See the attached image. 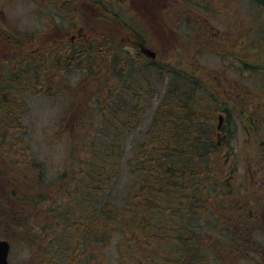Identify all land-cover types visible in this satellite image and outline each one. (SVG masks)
Instances as JSON below:
<instances>
[{"label":"trees","instance_id":"obj_1","mask_svg":"<svg viewBox=\"0 0 264 264\" xmlns=\"http://www.w3.org/2000/svg\"><path fill=\"white\" fill-rule=\"evenodd\" d=\"M248 1L264 10V0ZM90 35L94 36L92 32ZM16 40L17 50L23 49L25 44L30 46L29 39L24 40V45L18 36ZM97 40L93 38L87 47L72 49L71 58L67 54L55 59L38 54L30 59H18L15 66L7 67L6 71L1 68L0 209L6 210L5 215L0 214V219H7L18 242L24 243L30 251L44 244L42 257L50 264H110L107 252L113 242L116 264L237 263H227L220 253L223 245L233 246L237 242L238 234L232 232L233 226L227 229L228 225L224 224L225 244H213L208 242L212 238L205 230L208 223L203 228L200 225L199 217L206 208L201 198L204 184L199 167L203 158L214 151L215 142L209 137L211 119L199 115L207 111L213 101L211 95L203 104L196 100V91L201 86H195L198 82L191 85L192 76H170L167 100L158 106L146 135L148 139L138 147L134 170L143 175V186L139 188L135 184L120 208L107 201L100 203L107 185L116 178L124 137L131 132L134 112L146 93L141 76H120L119 71L114 77L115 83L108 85L104 96H99V77L107 76L111 68L119 65L122 53L120 48L113 47L109 54L106 42ZM157 60L166 64L164 58ZM145 67L151 68L148 63ZM71 68L87 70V81L94 92L87 99L90 109L86 113H94L90 119L97 118L101 127L92 138L84 136L79 140L77 147L83 156L75 159L71 170L59 175L51 184L39 164L29 160L26 153L18 154L20 139H13L14 134L8 127L23 132L11 121L22 115L25 98L41 96L48 85L51 92L47 96L54 97L57 87L66 88L65 79L58 76ZM52 80L57 82L56 86ZM208 89L211 88H205ZM3 148L9 149L12 156L15 154L11 160L6 157L8 152L1 153ZM141 156L143 160L139 159ZM79 164L69 178L68 173ZM3 183L10 186L2 188ZM70 185L69 197L62 202L63 214L46 210L47 198L53 196L54 201L60 200L70 191ZM49 187L53 192H49ZM42 218L51 221V226L46 228L52 229L51 235L43 237L46 221ZM36 232L42 238L35 237ZM235 256L238 257V253ZM260 264H264L263 256Z\"/></svg>","mask_w":264,"mask_h":264},{"label":"rangeland","instance_id":"obj_2","mask_svg":"<svg viewBox=\"0 0 264 264\" xmlns=\"http://www.w3.org/2000/svg\"><path fill=\"white\" fill-rule=\"evenodd\" d=\"M113 3H115V0H113ZM189 7L207 19L206 24L200 25L199 22L192 24L188 31V45L193 48L194 63L197 64L195 68L194 65H191V72L199 74V76H192L191 85L194 82H198L195 86H201L196 91V100L203 104V101H207V96H212L213 102L210 108L207 111L203 110L199 116H207L211 119V135L209 137L216 144L217 138L214 136V127L217 121L216 114L218 109L230 105L227 107L232 112L233 105L236 104L234 100L237 97H231L219 91L212 79L220 78L216 74H220L223 68L233 69L234 72L231 71L227 74L229 79L240 82L242 99L247 102L252 100L251 96L253 94L250 90L255 83V80L252 79L258 78L257 76H264V10L254 6L248 0H190ZM0 8L4 23L18 31L17 36L20 39V43L24 45V38L29 39L30 46L27 47L29 48V54L31 50L35 49L31 45V41L40 43L42 41L40 36L48 32L45 31V26L49 23V19H51L52 24L57 25L59 29L64 31L69 27V24H73L76 20L73 15H63L55 10L46 9L42 4L34 0H0ZM176 23H179L178 17ZM227 24L230 29L228 34L231 37L233 33L235 38L229 46L224 48L218 40L212 41L211 39H214L215 34L219 32H226L225 27ZM99 25L106 24L100 22ZM100 32L101 30H95L92 33L98 35ZM184 35L185 32L182 27L177 30L175 34L177 36V42H175L177 49H182L183 45L180 42V38H183ZM198 37L201 38L198 39ZM239 42L240 47L238 48ZM48 43L50 44V42ZM118 47L121 48L120 46ZM163 55L170 59L166 64L157 63L156 66L161 69V74L163 72L170 73L171 71L179 74L188 72L189 62L182 53L176 49L166 48L161 52V56ZM28 57L32 58L33 56ZM64 74L58 77L65 79L66 88L63 86L57 87L55 89L57 95H54V97L47 96L51 92V90L49 91L50 85H48L46 89H43L45 91L41 96H28L25 98V108L22 115L20 117L17 116L18 119L16 121H11L12 124L17 123L23 132H16L11 130V127H8L10 133L14 134L15 138L13 139H20L18 154L26 153L29 160L35 161L36 165L39 164L46 179L51 184L55 182L59 175L71 170L74 162H76L75 159L78 160L83 156V154H79L80 149L77 147L79 140L84 136L92 138L101 127V122H97V118L90 119V116L94 113H86L90 109L87 105V99L94 92L92 84L87 81V70L71 68L66 76ZM251 76L254 77L252 78ZM114 77H99L97 85L101 89L99 96H104L106 93L105 89L109 87L108 85L112 86L115 83ZM105 78L108 80L105 81ZM140 79L142 83L144 80L143 87L146 93L143 97L144 101L136 107L133 115L135 119L130 125L132 128L131 132L124 137L123 155L116 178L107 185V190L105 189L100 202L107 201L117 208L125 205L128 194L135 184L139 188L143 186V175L140 176L134 170L138 147L143 145L148 139L146 135L150 132L158 106L167 100V98L165 99V94L170 83V76H159L157 72L146 67L144 68V76H141ZM55 84L57 82L53 81V86H56ZM206 87L211 89L205 90ZM238 103L244 104L242 101ZM129 104L131 108H134V105L132 106V98H129ZM251 104L253 103L244 105L251 107ZM243 137V130L238 128L229 143L225 144L222 142L216 147L214 145V151L208 153L209 155L207 154L208 156L203 158L205 160L200 163L199 168L202 173V183L204 184V192L201 198L205 204L206 211L203 212L204 216L202 214L199 219L202 228L205 223H208V225H205V230L212 238L208 242L213 244L218 242L225 244L226 240L223 239L226 230L224 224L228 225L227 229L232 225V232L235 231L236 234L238 232V228H235L232 221L234 218V206L237 209V204L233 200V194L230 195V198L228 197L232 191V184H229L226 188L220 187V182L226 175L219 164L220 161L217 155L224 153L223 155L220 154L219 157L231 159V155L243 153L244 149L240 148ZM2 152H8L6 157L9 160L15 155L13 154L12 156V152L7 148H3ZM77 153L79 155L76 157ZM143 158L144 156H141L139 159L143 160ZM79 167L80 164L76 165L75 169L68 173L69 178L72 177V173ZM17 173L15 172L16 175ZM8 185L3 183L2 188L9 187L10 185ZM71 189L72 185H70V191L64 194V199L61 198L54 201L53 196L51 198L48 197L49 202L46 205V210L51 213L55 212L54 214H63L62 202L68 199ZM48 190L53 192V188L49 187ZM5 210L0 209V214L5 215V212H3ZM42 221H46V227L42 231L43 237L44 235H51L52 229H46L51 226V221L47 220V218L46 220L42 218ZM6 222H8L7 219H0V238L8 237L11 242L8 264H50L45 261L46 258L42 257L45 248L44 244H41L39 248L36 247L37 250L30 251L24 243L18 242L16 233L10 230ZM241 226H246L245 239L248 243H251L250 246L243 250L242 257L241 250H237L236 243L233 246L223 245L224 249L221 248L220 253L227 259V263L237 261V263L233 264H260L262 255L258 252H253V250L256 247L264 249V232L260 233L257 230L261 229L260 225L242 224ZM223 229L225 230L223 231ZM35 237L42 238L38 232H36ZM205 241L207 243V240ZM114 243L108 248L107 252L110 264H116L117 256L113 249ZM53 248L55 249L56 247L54 246ZM245 252L250 253V258L245 256ZM236 253H238V257L235 256Z\"/></svg>","mask_w":264,"mask_h":264},{"label":"flooded vegetation","instance_id":"obj_3","mask_svg":"<svg viewBox=\"0 0 264 264\" xmlns=\"http://www.w3.org/2000/svg\"><path fill=\"white\" fill-rule=\"evenodd\" d=\"M34 1L39 2L46 9L55 10L63 15H73L76 20L64 31L52 24L49 19V23L45 26V31L48 32L40 36L42 40L40 43L31 41L35 49L29 54L27 44L23 46V49L17 50L18 31L4 23L0 8V75L2 67L6 71L7 67H14L18 59H30L28 56L41 54L55 59L57 56L67 54L71 58L72 49L87 47L93 42L91 40L97 37V42H106L109 54L112 53L113 47L118 49V46L121 47V65L116 64L107 76H118L119 71L120 76H144L147 63L154 70L153 64L156 59L164 58V61L170 59L164 55L161 56L162 50L166 48L176 49L183 54L189 62L188 72L163 73L159 76H199L198 73L191 72V65L195 68L197 64L194 63L193 48L188 45V31L193 23L199 22L203 25L207 23V19L189 7L190 0H115V3L113 0ZM177 17L179 18L178 24L176 23ZM100 22L106 25H99ZM178 26H181L185 32L183 38H180L182 49H177L175 44L177 42L175 34L181 28ZM225 29L226 32H219L215 34L214 39H211L212 41L218 40L224 48L229 46L235 38L233 33L231 37L228 34L230 32L228 24ZM95 30H101V32L92 37L90 32ZM24 39L28 42L27 38ZM152 56H155L154 60L148 59ZM231 71L234 72L233 69L223 68L220 74H216L220 78H214L212 81L216 83L219 91L231 97H237L234 100L236 104L233 105L232 112L227 107L230 105L218 109L217 112L224 118L221 134L225 135L226 143H229L238 128H241L244 133L243 142L240 145V148L244 149L243 153L231 155V159L219 157L224 153L217 155L219 164L226 175L220 182V187L226 188L232 184V191L228 197L230 198L233 194V200L237 204V209L234 206L232 221L235 228H238L235 243L237 250H241L242 257L243 250L251 243L245 239L246 226L241 225H260L261 229L257 230L260 233L264 232V76H257L258 78L251 76L255 83L250 90L253 94L252 100L247 102L240 94V82L229 79L227 74ZM240 101L244 104H253L251 107L237 104ZM243 233L245 234L242 235ZM0 239L7 240L4 237ZM253 252H258L264 257L263 248L256 247ZM245 256L250 258V253L245 252Z\"/></svg>","mask_w":264,"mask_h":264},{"label":"water","instance_id":"obj_4","mask_svg":"<svg viewBox=\"0 0 264 264\" xmlns=\"http://www.w3.org/2000/svg\"><path fill=\"white\" fill-rule=\"evenodd\" d=\"M153 57V56H152ZM223 124L222 118H219L218 120V125H217V130H220ZM224 141V138L219 139L217 144H220ZM8 250H9V245L7 241L0 240V264H8L7 263V255H8Z\"/></svg>","mask_w":264,"mask_h":264}]
</instances>
